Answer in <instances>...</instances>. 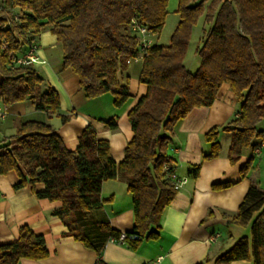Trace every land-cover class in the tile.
Instances as JSON below:
<instances>
[{
	"label": "trees",
	"instance_id": "1",
	"mask_svg": "<svg viewBox=\"0 0 264 264\" xmlns=\"http://www.w3.org/2000/svg\"><path fill=\"white\" fill-rule=\"evenodd\" d=\"M168 0H0V102L5 105L29 100L49 117L58 114L62 123L71 114H59V95L33 65L14 59L31 46L44 26L63 49L62 66L79 78L85 97L105 92L121 105L130 95L124 71L128 60L139 56V36L132 20L158 33L167 15ZM207 0H178L179 21L167 45L151 44L141 56L138 80L146 92L127 112L132 137L124 157L116 162L109 141L99 138L92 124L84 126L78 145L68 149L62 137L47 122H18L15 133L0 144V174L15 171L19 188L30 185L38 198L58 200L52 215L61 219L67 235L100 254L114 229L103 210L101 187L120 172L133 202L134 223L125 232V243L136 248L143 240L159 237L163 209L177 189L166 177L165 162H171L167 146L174 125L196 107L209 106L223 83L240 102L238 115L223 127L204 133L210 144L203 159L216 157L220 131L230 135L227 157L235 163L242 150L251 152L264 132L257 123L264 118V0H209L205 23L196 53L195 71L184 64L192 26ZM139 59V58H138ZM116 128L114 118L106 121ZM252 154L240 167L241 176L250 168ZM199 165L191 172L198 174ZM43 189L36 190L35 184ZM229 183H215V189ZM227 222L250 226V238L240 237L220 254L214 264L252 260L264 264V190L251 184L234 214L223 213ZM43 235L27 225L19 228L15 241L0 244V264H17L19 259L47 257ZM207 259L196 264H206Z\"/></svg>",
	"mask_w": 264,
	"mask_h": 264
},
{
	"label": "crops",
	"instance_id": "2",
	"mask_svg": "<svg viewBox=\"0 0 264 264\" xmlns=\"http://www.w3.org/2000/svg\"><path fill=\"white\" fill-rule=\"evenodd\" d=\"M42 30L35 36L39 61L33 66L57 90L59 114L73 115L62 123L58 114L49 117L36 110L29 100L11 105L0 102V144L15 133L18 122L35 120L49 123L62 137L65 146L74 150L84 126L92 124L97 136L109 141L114 161H121L124 148L132 137L127 112L146 92V85L138 80L141 62L135 67L131 66L132 59L128 62L124 76L128 78L130 95L121 105L114 104L110 92L87 98L80 88L78 76L62 66L61 44L50 29ZM239 105L229 85L223 83L211 105L192 109L174 125L167 146L169 163L174 172L187 177V181L163 209L158 238L143 240L136 248L125 242L108 241L97 254L67 235L61 219L52 215V211L61 205L60 201L36 197L28 184L14 188L19 177L11 170L0 174V244L15 241L19 228L27 225L33 232L43 235L48 255L38 260L21 258L17 264H146L158 256L161 259L157 264H196L205 259L208 260L206 264H214V260L240 237L250 238L251 235L249 225L241 227L229 223L223 213L237 211L251 184L264 190V140L252 152L249 148L243 149L239 160L231 163L227 157L230 135L220 131L218 138L227 135L229 138H225V143L219 139V154L210 159L202 158L210 150L204 133L213 126L223 127L235 118ZM110 118L115 120V129L106 123ZM257 128L264 132V118L257 123ZM251 154L250 168L245 176H241L240 167ZM192 165H199L196 176L191 172ZM215 183L229 185L215 189L212 187ZM35 189L42 190L43 184H35ZM100 194L111 226L121 232H130L134 223L133 202L125 177L118 172L114 178L105 180ZM229 264L253 262L244 259Z\"/></svg>",
	"mask_w": 264,
	"mask_h": 264
},
{
	"label": "rangeland",
	"instance_id": "3",
	"mask_svg": "<svg viewBox=\"0 0 264 264\" xmlns=\"http://www.w3.org/2000/svg\"><path fill=\"white\" fill-rule=\"evenodd\" d=\"M209 0L204 2V9L201 15H199L197 21L191 28L190 32V38H189V44L185 53L184 57V64L186 68L190 71H195V69L198 67L200 63V57L196 53V48L200 45L203 30L207 29L209 27V24L205 23L204 21V15L206 12V6L208 4ZM179 12H178V0H168L167 1V15L165 17V21L163 26L161 27L160 31L158 33H152L149 31L147 38L150 39L151 43L155 44H162L167 45L170 42V37L172 32L174 31V28L176 27L178 21H179ZM49 30L48 26H44L42 32H45ZM131 61V58L128 60V62ZM131 66L135 67L140 64L141 60L134 59L131 61ZM130 75H133V70L129 71ZM227 135V133H226ZM225 138H229V135H227ZM225 138L220 137V141L225 143Z\"/></svg>",
	"mask_w": 264,
	"mask_h": 264
},
{
	"label": "built area",
	"instance_id": "4",
	"mask_svg": "<svg viewBox=\"0 0 264 264\" xmlns=\"http://www.w3.org/2000/svg\"><path fill=\"white\" fill-rule=\"evenodd\" d=\"M132 30L139 36V56L136 57V59L141 58L142 54L146 53V50L150 47L152 44L150 39L147 38L148 35V29L145 25L140 24L136 20H132ZM16 64H23V65H33L35 62H38V57L36 55V46H31L24 54L16 57L14 59ZM44 62V61H42ZM163 169L165 171L166 177L172 182L173 187L175 189H178L181 187L183 183L187 181V177L185 176H178L174 170L172 169V166L170 163L165 162L163 164ZM126 238L125 232H121L118 238H111L110 241L124 243ZM161 259V256L156 257L154 260L148 261L146 264H157L158 261Z\"/></svg>",
	"mask_w": 264,
	"mask_h": 264
}]
</instances>
